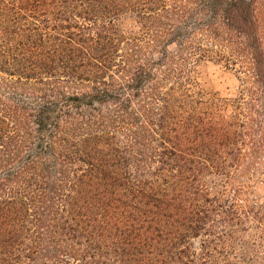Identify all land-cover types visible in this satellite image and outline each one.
Masks as SVG:
<instances>
[{
	"label": "trees",
	"instance_id": "1",
	"mask_svg": "<svg viewBox=\"0 0 264 264\" xmlns=\"http://www.w3.org/2000/svg\"><path fill=\"white\" fill-rule=\"evenodd\" d=\"M256 1L0 0V264L258 260ZM204 62L235 97L198 86Z\"/></svg>",
	"mask_w": 264,
	"mask_h": 264
},
{
	"label": "rangeland",
	"instance_id": "2",
	"mask_svg": "<svg viewBox=\"0 0 264 264\" xmlns=\"http://www.w3.org/2000/svg\"><path fill=\"white\" fill-rule=\"evenodd\" d=\"M256 9L260 22V34L264 46V0L256 1ZM119 25L123 30L129 31L135 29V23L132 18H122L119 21ZM194 77L198 82V86L206 91L215 93L220 97L233 98L238 94V91L243 86L240 78L234 72L223 69L220 66H213L209 63H201L194 73ZM264 105V98L258 102ZM259 164L255 166L253 174L252 169H249V165L242 168L240 175V181L244 182L249 191L250 196L256 200L264 198V149L260 158L256 160ZM258 260L253 264H264V250L258 254Z\"/></svg>",
	"mask_w": 264,
	"mask_h": 264
}]
</instances>
